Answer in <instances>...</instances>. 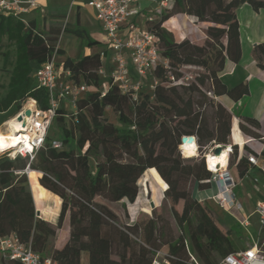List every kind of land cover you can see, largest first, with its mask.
<instances>
[{"label": "trees", "instance_id": "1", "mask_svg": "<svg viewBox=\"0 0 264 264\" xmlns=\"http://www.w3.org/2000/svg\"><path fill=\"white\" fill-rule=\"evenodd\" d=\"M245 3L255 11L264 9V0H174L172 7L150 25L176 79L183 76L181 69L185 67L206 71L193 72L191 81L173 84L170 71L158 65L150 74L155 80L153 88L140 89L134 98L110 76L103 88V76L98 72L103 66L101 50L68 56L58 63L70 70L69 80L86 82L89 90L77 99L71 116L62 103L57 109L54 121L60 129L62 148L52 145L54 138L48 133L33 158L0 156V236L15 234L59 264H81L84 251L89 253V264H151L156 249L186 259L190 250L185 243L186 225L196 255L204 264H217L240 248L231 239L233 225L214 219L212 202L193 196L195 186H210L211 171L205 155L186 157L180 144L185 135L196 136L199 151L231 144V113L215 98L227 94L239 100L249 93L247 83L228 88L220 78L227 59L241 60L238 9ZM177 13L195 16L197 23L207 26L203 44L188 38L176 41L173 32L163 26ZM62 32L76 36L86 46L105 49L106 43L94 39L82 24L80 13L74 22L53 23L48 28L39 27L28 14L0 13V37L13 47L3 57L10 77L0 96V112L18 113L28 98L35 99L42 109L50 107L49 91L38 85L34 73L54 54H65L59 45ZM252 55L264 68V41L254 45ZM107 109L117 115V123L109 120ZM240 127L245 134L262 138L258 119L245 116ZM233 149L230 166L236 168V179H241L249 173L248 159L242 156L236 161L238 145ZM146 171L165 191L164 200L170 202L181 228L178 236L162 215L129 224L112 205L124 199L134 202ZM33 184L41 186L46 198L50 192L61 198L56 223L36 215ZM123 208L126 210L125 203ZM63 226L58 244L68 239L69 229L70 237L57 248L55 239Z\"/></svg>", "mask_w": 264, "mask_h": 264}, {"label": "built area", "instance_id": "2", "mask_svg": "<svg viewBox=\"0 0 264 264\" xmlns=\"http://www.w3.org/2000/svg\"><path fill=\"white\" fill-rule=\"evenodd\" d=\"M40 3L41 0H0V13L22 15L39 8ZM85 3L94 10L95 17L106 35V49L101 51V58L105 59L109 51L112 53L113 66L109 76L114 83L120 86L123 92H131L136 98L143 85V78L147 74H151L158 65H162L170 71L169 78L173 84L194 79V74H188L184 69H181L183 76L179 79L175 78L169 61L161 54L158 36L150 29V25L157 21V18L160 19L166 9L172 7L169 0H161L149 10L144 23L141 22L144 15L141 0H85ZM55 55L51 60L43 63L34 73L38 85L47 88L49 91L50 107L42 109L35 99L28 98L26 100L27 104L29 102L34 103V108L31 109L30 118L26 123L28 129L23 131L24 134L19 135L25 136L27 134L33 148L27 151L24 148L7 149L2 154L12 156V158L19 155L33 158L37 150L45 143L61 103L67 100L76 103L77 99L89 90V85L86 82L75 83L69 80L70 70L57 64ZM98 72L102 76L107 75L104 65ZM191 136L194 138L196 150L199 151L196 136ZM255 140L256 138L252 139V141ZM259 140H264V136ZM185 143L181 142L180 144L184 156H186L183 148ZM52 145L55 148H62L63 142L60 139H53ZM217 146L218 144L215 145V147ZM262 146L264 147V144ZM224 148L228 150L225 165L219 163L215 169H211L208 155L206 157V165L211 171L210 182L214 183L217 188L212 199L219 207L228 211L234 208L238 209L242 213L240 224L248 229V235L244 238L245 244L243 246L225 255L217 264H264V198L255 202L253 212H246L245 203L237 195V181L230 166L234 154L233 146L230 144L223 146ZM260 150L257 153L252 149L244 148L240 156L238 155L237 161L245 156L249 164L258 165L263 148ZM252 179L256 189L263 188L264 191V184L260 187L259 179L256 177ZM254 215L256 216L255 233L249 231L254 226L251 218ZM185 243L189 246L188 240H185ZM153 251L151 264H204L190 250L188 257L182 260L164 249ZM11 261H17L20 264H59L51 257H43L30 244L21 242L15 234L7 237L0 236V264Z\"/></svg>", "mask_w": 264, "mask_h": 264}, {"label": "crops", "instance_id": "3", "mask_svg": "<svg viewBox=\"0 0 264 264\" xmlns=\"http://www.w3.org/2000/svg\"><path fill=\"white\" fill-rule=\"evenodd\" d=\"M160 1L161 0H141V5H144L142 7L144 8V11L146 12V14H148L149 10L155 7ZM61 4L62 5L68 4V8H62ZM71 9L75 10V14L73 17L74 19H71V17H69ZM239 9L244 12L242 14V20L240 18L242 57L239 62H234L232 60L227 59L225 62L224 69L220 73V78L227 85L228 88H232L233 86L241 82L247 83L249 87V93L245 94L239 100H234L227 94H223L215 98L217 101L221 102L231 113L232 118H231L230 141H231L232 146L238 145V150H237L238 152L235 155L236 161H237L238 155L240 156L242 149L244 148L252 149L250 145L257 141V140L252 141V139L256 137L245 134L240 127V123L245 116L253 117L259 120L260 129L258 130V132L262 135V137L264 136V68H261L257 65L252 55V48L254 47V45L264 41V9H261L260 11H255L248 3L241 5ZM239 9L238 11H240ZM83 11H89L90 15H93L95 21L98 23V27L102 29L100 22L95 17L94 10L86 5L85 0H41L39 8L33 9L29 13H25V14H28L29 17L35 18L39 27L48 28L53 23H60L64 21L74 22L76 19L77 13H80L82 24L85 26V24L83 23V15H82ZM63 15H66V17L64 18ZM196 21H197V18L195 16L184 14V13H177L171 16L168 20H166L163 26L173 32L176 41L188 38L194 43L203 44L204 41L206 40V34L204 32V29L207 26L204 27L200 25L199 23L197 24ZM90 34L92 35L94 39L103 41L104 44L106 43V35L103 39H101V38H97L96 36H94V34L91 32ZM74 38H77V37L70 35V34L63 33V32L61 33L60 39H59V45L61 46V48L65 50L64 55H58V57L60 56L62 58L61 62H63L64 59L68 56L77 57L79 53L89 55L98 50H101V51L104 50L98 46H93V47L86 46L84 42L80 39L81 44L80 46L78 45L76 56H73L70 54L71 52L70 49L72 47ZM63 40L64 42H62ZM104 48L106 49V45ZM106 59L108 60V68L111 71L113 64H112V53L110 51L107 53L106 58L102 59L104 67H105ZM258 139H261V138H258ZM261 141L264 144V140H261ZM214 148L215 146L209 148L210 149L209 153H213ZM261 148H263V151L261 155L259 156L258 165L248 164L249 173H247L243 178L236 179L235 174L233 172V170H235L236 168L231 169L233 176L235 180L237 181L236 192L238 189H240L239 193L241 195L243 194L249 197V198L245 197V200H243V202L246 203L248 207H250L251 203L255 204L257 200L264 198L263 188H260L259 190L255 189L256 185L252 179L256 177L259 179L261 183L264 182V147L261 145ZM207 155L208 153H206L205 158L207 157ZM245 179H247V182L250 183L251 186L254 187L253 189L255 190V193H254L255 198L253 194L251 195V193L246 192L243 186V183H242V181ZM34 185H38V184H33L31 186L32 187L31 189H32V193L34 196L36 209H40L42 212L41 218H44L48 221L56 223L57 221L55 222V219L52 218L53 214L51 213L52 215L51 218H47V215H46L47 209L46 207L42 208V205L46 203V197H45V194L42 188L38 191V196H36L33 192ZM196 187L197 186H195L194 191H193L194 197L200 196L202 194L205 195V193H209L210 192L209 189H212V190L215 189V184L210 182V186L208 188H204L207 190L205 191L203 190V192L201 190L197 191ZM53 195L55 194L50 192V196H53ZM237 195L239 197L238 192H237ZM56 196L58 197V201L56 200V204L58 202V206L56 207V213H57V211H59L61 207L62 200L58 195ZM37 197L41 199L39 203L37 201ZM126 200L127 199H124L123 202H126ZM207 201L215 202L212 199V197L208 199ZM129 214L131 217V223L130 222L128 223L134 224L135 220H133L130 211H129ZM65 226L59 229L58 236L55 239V246L57 248H62L69 240L70 229H69L68 239L65 241V243L63 245L58 244L60 236ZM85 256H87L86 257L88 258L87 264H89V253L87 251L82 252L81 264H85L83 261Z\"/></svg>", "mask_w": 264, "mask_h": 264}, {"label": "rangeland", "instance_id": "4", "mask_svg": "<svg viewBox=\"0 0 264 264\" xmlns=\"http://www.w3.org/2000/svg\"><path fill=\"white\" fill-rule=\"evenodd\" d=\"M59 2V1H58ZM169 3L172 4L173 1L169 0ZM62 8H68V4H61ZM144 6V5H142ZM45 8V7H44ZM168 9H166L164 11V13L167 11ZM240 10V9H239ZM244 12L242 10L238 11V18H239V23L241 24L240 18L242 20V14ZM74 14H75V10L70 11L69 17H71V19H74ZM83 15V23L85 24V26L88 28V30H90L91 33L94 34V36H96L97 38H101L103 39L105 37V33L102 29H100L98 27V23L95 21L93 15H90L89 11H83L82 13ZM146 12L144 11V15H143V19H142V23H144V19L146 16ZM159 19V18H157ZM198 24V23H197ZM241 31V30H240ZM64 42V40L62 41ZM80 39L79 38H74L72 47H71V52L70 54L73 56H76L77 53V49H78V45L80 46ZM12 45L9 43V41L6 38H1L0 37V96L2 94H4L6 86L9 82V77H10V68L5 69L4 66V52L7 50L12 49ZM55 60L58 63H61L62 58L56 54L55 55ZM105 67L107 68V75L103 76V88H105L107 86V79L109 77V68H108V60L106 59L105 61ZM185 72H187L188 74H192L195 71H204L205 70H197L195 68H191V67H185L183 68ZM192 79H190L191 81ZM155 83L154 78L151 77L150 74H147L144 78H143V85L141 87V89H145V90H150L152 89V85ZM62 104L64 105V107L66 108V110L68 111V113L71 116V113H74L76 111V106L75 103L72 100H67L65 102H62ZM27 106V101L24 102L23 105V109L24 107ZM22 109V110H23ZM211 111V110H210ZM20 111L18 113L12 114L11 110L6 111V112H0V129L2 131L6 132V126L4 125L5 122L7 121V119L16 116L17 114H19ZM106 115L109 118V120L113 121L114 123H117V115L114 113V111L112 109H107L106 111ZM70 119V118H68ZM21 132V131H20ZM19 132V133H20ZM18 133V134H19ZM49 135L54 138V139H60L61 135H60V129L57 126L56 122L54 121V123L52 124V127L49 130ZM61 140V139H60ZM256 142L252 143L250 145V147L255 151V152H259L261 145L263 144V142L261 140H259L258 138H256ZM210 149L208 147H203L200 149V151L197 153L198 156L196 157H204V155L206 156V153H209ZM0 156H6L5 154H2L0 152ZM8 156V155H7ZM195 156V155H194ZM12 158V156H9ZM31 158V157H30ZM206 159V158H204ZM243 186L246 190V192L251 193V195L253 194L254 198H255V190L253 189L254 187L251 186L250 183L247 182V179L242 181ZM139 196H137V199L134 202H131L129 200H126V202H116V203H112L113 207H115L120 215L121 218L125 221V222H130L131 223V217L129 214V211L131 212L132 218L133 220H135V223L138 221L140 223H144L145 221H147L148 219H150L151 217L155 216H163L164 218H166V220L169 222L170 224V228L171 231L174 233V235L178 236L179 233H181V228L178 227L177 222L175 220V218L172 215L171 209H170V202L167 200H164V196H165V191L162 190V188L158 185V183L155 181V179L153 178V176L149 173V171H146L142 177L139 180ZM264 184L260 182V187H262ZM190 185V184H189ZM191 188V185H190ZM41 189V187L39 185H34L33 186V192L36 196H38V191ZM256 189V188H255ZM196 190L199 191L201 190L203 192V190H207V189H200L199 187H196ZM210 192L209 193H205V195H200L197 196L195 198H197L200 201H205L208 200L212 197V195L216 194L217 192V188L215 187V189H209ZM194 191V190H193ZM238 194H239V198L240 200H245L246 198H249L248 196L245 195H241L240 189L237 190ZM40 198L37 197V201L38 203L40 202ZM56 200L58 201V197L56 195L50 196L49 198H46V203L42 205V208L47 209V218H51V213L53 214V219H55V222L58 220V213L60 212L57 211L56 213V207L58 206V202L56 204ZM155 201L156 203V207L152 208L150 203L151 201ZM124 203L126 204V210L123 208ZM212 207L214 212L213 217L214 219H221L227 226H231L233 225L234 227V234L231 236V239L233 240L234 244L237 245L238 247H241L240 244H245L243 241H245L242 238H246V236L248 235V229H245L241 224H240V220L242 219V213L239 212L238 209L234 208L231 211L226 210L222 207H219V205H217L215 202H212ZM245 207H246V212H253L254 210V204L251 203L250 207L247 206V204L245 203ZM177 208L179 210L182 209V204L177 205ZM154 209H156V211H154ZM144 210V211H142ZM149 211V212H146ZM54 212V213H53ZM139 212V213H138ZM138 214V217H137ZM252 221L254 222V226L251 227L249 229V231L254 232L256 230V216H252ZM185 232H186V237L188 239L189 242V246H190V250L196 254L195 249L192 245V242L190 240L189 237V231H188V226L186 225L185 227ZM240 241V244H239ZM86 255V254H85ZM87 256L84 257L83 261L85 264H87L88 262V258H86ZM9 264V263H6Z\"/></svg>", "mask_w": 264, "mask_h": 264}, {"label": "bare ground", "instance_id": "5", "mask_svg": "<svg viewBox=\"0 0 264 264\" xmlns=\"http://www.w3.org/2000/svg\"><path fill=\"white\" fill-rule=\"evenodd\" d=\"M34 108V103L29 102L27 106L20 111L19 114L13 116L5 122L6 132L0 129V152L7 149H18L24 148L26 151L31 150L33 148L29 136L26 134L25 136L19 135L24 134L23 131L27 130L26 123L30 118L29 110ZM21 131V132H20ZM20 132V133H19ZM19 133V134H18ZM184 152L187 156L197 155L198 151L196 150V144L194 143V139L189 140L185 144H183ZM15 154V152H14ZM13 154V155H14ZM228 156V150L223 149L220 153H208V162L211 166V169H215V166L219 163L223 165L226 164V159ZM30 168L28 169V173L30 172Z\"/></svg>", "mask_w": 264, "mask_h": 264}, {"label": "water", "instance_id": "6", "mask_svg": "<svg viewBox=\"0 0 264 264\" xmlns=\"http://www.w3.org/2000/svg\"><path fill=\"white\" fill-rule=\"evenodd\" d=\"M29 112V114L31 113V110H29L28 111ZM193 140L194 138L192 137V136H190V137H188V136H183L182 137V142L184 143V142H188L189 140ZM223 150V146L222 145H218L217 147H215L214 148V151H213V153H220L221 151ZM27 172V174H28V170L26 171ZM150 205H151V207L152 208H155L157 205H156V203H155V201H151V203H150ZM36 215L38 216V217H41L42 216V212H41V210L40 209H36Z\"/></svg>", "mask_w": 264, "mask_h": 264}]
</instances>
